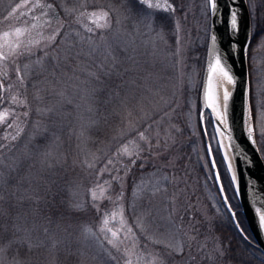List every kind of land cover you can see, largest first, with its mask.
Wrapping results in <instances>:
<instances>
[{"label": "rangeland", "instance_id": "374dc122", "mask_svg": "<svg viewBox=\"0 0 264 264\" xmlns=\"http://www.w3.org/2000/svg\"><path fill=\"white\" fill-rule=\"evenodd\" d=\"M49 1L0 0V51L8 50L3 47L4 32L10 33L8 40L11 43L20 44L18 51L31 50V56L48 45L46 38L57 32L58 28L56 32L54 29L61 22L58 10L54 12L53 7H47ZM65 1L69 4V13L74 14L72 18L77 14L83 21L86 10H91L88 18L96 32L89 42L93 50L107 43L104 28L97 25L106 23L100 17L101 10L109 11V37L113 40L108 50L112 53L117 51L120 59L125 61H118V65L123 67L120 74L112 75L120 87L112 89L109 101L123 100V103L116 114L112 113L116 125L110 128L107 141L89 139L80 122L68 128L71 130L73 127L80 134L76 136L77 145L70 163L79 170L78 179L87 184L83 188L66 187L65 193L70 191V194L64 195L65 214L70 215L73 210L78 213L82 234H78L77 242L70 246L73 256L65 259V264H128L129 261L131 264H235L229 255L230 249L227 250L235 227L217 190L204 140L197 129L199 88L209 31L208 0H160L148 3L153 5L152 8L137 0L134 5L135 0H95L103 5L96 8H92L89 0H79V4L76 0ZM166 3H171L175 11H163ZM18 4L22 6L16 8ZM157 4L160 8L155 7ZM247 4L251 23L256 21V26H252L254 35L248 50L250 102L256 140L264 158V117L261 115L264 113V0H248ZM13 8H16L15 12H12ZM92 12L97 16H92ZM88 18L83 21L87 27L90 26ZM17 27L24 33L20 37L11 35ZM105 52L102 49L100 64L105 62ZM20 58L21 55H13L6 61L0 60V84L3 85L0 88L1 142L21 128L19 119L23 111H18L23 105V100L19 99L22 77L17 72L22 64ZM66 95L69 100L73 99L70 88ZM164 107H167L165 113ZM150 110L159 115L152 130L141 128L147 137L141 140L137 125L151 115L148 113ZM15 111L18 113L16 117ZM106 114L111 115L110 112ZM75 116L80 117L81 114L76 111ZM176 116L182 119L179 128L173 131L172 126H163V122ZM56 124L53 135L57 134V137L67 127V121L57 118ZM205 127L225 193L240 227L247 233L223 158L217 143L212 140L215 135L208 117ZM17 141L13 140L11 144L19 143ZM32 145L35 146L34 143ZM29 147H24L25 153L11 157L10 161L19 163L21 155L29 156L36 146L34 149ZM45 147L44 153H41L43 148L35 153V157L40 154L39 158L27 162V169H33L30 175L34 178L33 184L44 173L51 175L44 170L47 162L64 160L65 166H58L56 171L61 178V172H65L69 165L63 157L65 151L61 141ZM46 152L51 153L47 161ZM77 156L82 159L78 160ZM132 160H136L140 170L131 164ZM8 162L4 160L5 164ZM6 171L8 169H5L7 180L10 175ZM136 173L138 181L133 182ZM20 176L16 174L10 178V190L15 182L21 180ZM113 176L120 179L113 180ZM105 219L107 225L104 224ZM69 223L66 221L56 227H76L74 224L68 227ZM108 229L116 231L117 237L113 238ZM227 230L233 232L227 234ZM69 233L70 229L65 235L68 241L58 244L66 242L68 246ZM48 239L51 238L44 237V242L47 243ZM109 240H113L116 247ZM50 244L52 247L54 242ZM221 250L224 251L223 256L220 255ZM259 257L261 259L255 264H264V258Z\"/></svg>", "mask_w": 264, "mask_h": 264}, {"label": "trees", "instance_id": "16d2710c", "mask_svg": "<svg viewBox=\"0 0 264 264\" xmlns=\"http://www.w3.org/2000/svg\"><path fill=\"white\" fill-rule=\"evenodd\" d=\"M118 2V0H116ZM52 5L54 12L58 10V15L61 18V22L59 23V26L55 27L58 28L59 34L56 36L55 44L58 45V49L62 50L66 47H72L75 46L76 50H83L86 54L92 52V55L85 59L84 63L89 64L90 61H94L96 65L100 64V54L102 49L106 50V52L103 54L104 60L111 61L113 57L117 58L119 62H125L123 59H120V56L118 55L117 51H114L113 53L108 50L109 45L112 42L111 36L109 37V27L104 28L105 31V37L107 39V43L104 47L100 48V45L97 46L96 50L93 52V47L91 44H89L92 37L95 35V28H93L92 21H90V18L88 16L90 15V11L86 10V13L83 16V21H86L89 23V27L85 25V23L82 21V19L79 18V15L75 16V18H72L74 14H70L68 11L69 4L65 0H51L49 1ZM90 5L92 8H96L98 6H102L100 3H96L95 0H89ZM76 3L79 4V0H76ZM136 3V0L133 1V5ZM137 4V3H136ZM81 10V4L79 5ZM88 6V5H86ZM67 11H66V10ZM86 9V8H85ZM78 13V12H77ZM74 21V22H73ZM56 20L54 21V23ZM107 23H110L111 20L106 21ZM105 23V22H104ZM103 23V24H104ZM88 28H91L93 31L89 32L87 31ZM99 32H97V36H99ZM44 51H49L48 47L41 48L39 51L35 53V55L31 56L28 51H22L25 54L21 55L20 60H22V64L19 68V72L21 75V79H23V83L21 86V90L19 92V99L23 100V105L19 107V111L21 112V118L19 119L20 127L18 131H14L12 133V136H16L17 133H19V136L17 137L19 143L11 144V138L8 140L5 139L4 141H0V144H6L8 145L7 148L0 147V159H4L5 157L7 159H4L5 161L11 160V157H14L15 155L24 154L25 149L24 147L30 146L29 148L33 150L31 154L27 157L21 155L20 156V168L18 169V175L21 177H31V173L33 172V169H27V162L32 161L33 159L39 158L40 154L35 157V153L38 154L45 152L46 147L49 144L58 141H61V144L64 147V158L67 163V168L65 172H61L63 177H67L69 184L66 187L72 186V187H79L83 188L85 184H87L86 181H82L78 179L79 170L76 168H73L70 159L72 158L74 154V146L77 145V139L76 136H80V134H77L72 127L71 130L68 128L72 126V124H75L77 122H80V127L84 130L85 136H87L91 140H100L103 139L105 141L110 128L116 125L114 123V114H116L115 111L119 110L122 106L120 104L123 103V100H115V101H109L108 95L112 91V89L119 88V83H115L113 80V77L110 76H104L101 77L102 83L92 82L89 86L88 93L86 94L84 91H81L79 94L74 93V89L72 87L70 88V91L72 93L73 99L70 100L66 105H63V107L60 109L61 115L57 116L55 118V123H53V120L50 119L47 115H41L39 109L46 107L47 103L50 101V97L47 96L46 92H38L36 87L34 85L38 84L39 82L43 81L45 79L46 73L43 71L45 68L48 67L49 57L56 55L55 51H49V57L44 56ZM31 56V57H30ZM40 61L37 63V61ZM102 64V63H101ZM100 64V65H101ZM122 66L118 65V70L122 69ZM50 71V69H49ZM71 74V73H69ZM81 79H86L84 75H81ZM118 79V78H117ZM120 82V80L118 81ZM91 87H96L97 91L95 93H91ZM69 88L67 90H69ZM25 95V96H24ZM40 96H44L45 100L44 102H41L39 99ZM26 97V100L23 98ZM84 97V98H82ZM28 104V105H27ZM115 107V109H114ZM171 106H169L170 109ZM150 108V107H148ZM167 108V107H166ZM163 108V112L166 109ZM91 109V110H90ZM112 110V111H111ZM76 111L81 114L80 117H76L75 113ZM171 111V109H170ZM28 112V116H24V113ZM111 113V115H107L106 113ZM114 112L113 116L112 113ZM151 115H149L146 119H143L141 123H138V132L141 131V128L145 129L146 131H150L154 128V122L157 120L156 117H158L159 113H154V111H149ZM161 113V112H160ZM165 113V112H164ZM163 113V114H164ZM18 113L15 111V117ZM66 120L67 121V127L59 129V133L64 129L62 134L60 136L56 135L54 136V128L57 125L56 120ZM168 116H166V119ZM16 118L12 119L11 123ZM181 117L176 116L172 118L170 121L163 122V126L166 128H170L172 126V130H176V127H180L181 125ZM9 125V124H8ZM113 125V126H112ZM126 125H129L127 123ZM126 125L124 128H126ZM156 126H162V125H156ZM67 128V129H66ZM40 129H45L43 134H38ZM199 133L202 136L200 126H199V120H198V127H197ZM108 131V132H107ZM56 132V130H55ZM154 133V131H153ZM152 133V134H153ZM100 135V136H99ZM109 137V136H108ZM203 137V136H202ZM32 143L35 144L32 145ZM63 150V149H62ZM57 154H59L57 152ZM78 157V156H77ZM81 158L78 157V160H81ZM64 161V160H63ZM137 163L135 164V167L139 169ZM140 170V169H139ZM6 174L9 175V171H6ZM16 172L11 173V175L8 177L7 180H10L11 177L16 176ZM139 175L136 173L133 176V182H137ZM47 175L44 173L41 178H39L35 184L42 183L43 179L46 178ZM19 178V179H20ZM146 177H144L145 179ZM140 180L142 179L140 175ZM34 180V179H33ZM150 182V181H149ZM151 183V182H150ZM12 183H9L7 188L10 190V185ZM34 184V185H35ZM71 184V185H70ZM68 188H66L67 190ZM66 192V191H65ZM70 194L69 193H64ZM64 195L60 198L64 202V206L60 209V211L65 213V199ZM71 203L74 202L72 199H70ZM11 204H15L16 201L12 200L10 201ZM75 203V202H74ZM29 205L26 202L25 208H27ZM5 208L8 209L12 215H15V210L9 208V204H5ZM102 213L103 211H99ZM43 216H48L51 218V223L47 224L48 220H41L40 223L46 225L50 229L51 233V239H48V242H44L45 234L43 232V228H41L38 232H34L35 236H33V239L36 242H39V240H43V243L39 247L33 248L30 252L28 251L27 247L20 248L19 246L13 247L11 249H8L5 253L0 254V264H17V261L20 262V264H65V259L72 258V252H70V246L74 245V242H77L76 237L81 235V228L82 225L78 222L80 220L77 218L78 213L73 210V212L70 215H64L61 217L59 214L53 216L46 206L43 207L42 213ZM31 220V217H29ZM70 222L69 224H74L76 227L72 228H66L63 229V227H56L57 224H64V222ZM30 226V225H29ZM230 226V225H229ZM53 227H55L54 230ZM231 227V226H230ZM226 228V227H225ZM70 229V235L68 236L70 238V243L67 246L68 243L63 242L62 244L56 243L55 247L52 245L50 247V242L54 241H68V239L65 237L66 231ZM232 229V228H230ZM234 235L232 236L231 240L229 241V246L227 250L230 249V258L234 261L235 264H255L256 260L261 259L259 256H261L254 247L249 245L244 239L239 235V233L234 229ZM233 231L229 232L227 230V234L232 233ZM241 242V245L240 243ZM76 249V248H74ZM237 251L238 254H235ZM78 258L80 257V250L79 254L77 255ZM83 260L82 258H80Z\"/></svg>", "mask_w": 264, "mask_h": 264}, {"label": "snow or ice", "instance_id": "6c2138e0", "mask_svg": "<svg viewBox=\"0 0 264 264\" xmlns=\"http://www.w3.org/2000/svg\"><path fill=\"white\" fill-rule=\"evenodd\" d=\"M141 3H145L146 0H140ZM213 12L217 7L216 0H208ZM22 5L18 4L16 8H20ZM47 7L51 8L52 5L48 4ZM149 8H152L153 5L148 4ZM156 8H160V5H155ZM16 8L12 9V12L16 11ZM172 10L175 11L173 5L171 3H166V6L163 8V11ZM11 15V13H9ZM92 16H97L96 12L91 13ZM231 20L230 26L233 31L237 30V13L232 11L230 13ZM100 17L108 21L109 19V11L101 10ZM7 20V17H5ZM99 28H108L109 24L106 22L104 24H98ZM87 31L92 32L91 28H88ZM23 31L17 27L14 33L16 37L22 36ZM59 34V30L55 34L50 37H47L48 45L46 47L49 48V51H55L56 55L49 57V51H44V56L49 57L48 67L43 71L46 73L45 79L38 84L34 85L38 92H46L47 96L50 97V101L47 103L46 107L39 109L41 115H47L50 119L55 123V118L61 115L60 109L63 107L64 103L70 102L68 96L66 95L67 89L72 87L74 89L75 94H79L81 91H84L86 94L88 93L89 86L92 82L102 83L101 77L104 76H112L119 75L118 70V60L113 57L111 61L106 60L101 65H96L94 61H90L89 64H85L84 61L86 58L92 55V52L85 53L83 50H76L75 46L66 47L62 50L58 49V45L54 42L56 41V36ZM10 33L4 32V45L3 47L8 49L7 51H0V60H8L10 56L13 55H24V52L18 51L20 48L19 43H11L8 40ZM213 45L216 41V36L212 35L211 37ZM39 43V41H36ZM235 47V46H233ZM93 52L95 50H92ZM29 54H31V50H29ZM208 55L212 58V61L208 63V88L211 89V79L212 74L217 73L220 77H222L223 81H226L229 85H234L235 80L233 76L230 74L226 65L221 63V57L215 52L213 47L208 48ZM40 61L38 60L37 63ZM50 69V71H49ZM19 73V69H17ZM71 73V74H69ZM81 75H84L86 79H81ZM21 83H23V79H21ZM220 87L223 85L220 84ZM0 88H3V85L0 84ZM97 91L96 87H91V93H95ZM207 104L205 109L201 111V121L204 120V112L208 109H211L213 113H215V118L212 121L214 126L215 133L224 137V139L231 140V132L229 130V119H228V108L229 101L232 93L227 89H223L222 101H223V112L219 110V106L216 103V98L209 91L207 94ZM84 98V97H82ZM39 99L41 102H44L45 97L40 96ZM15 100V97H13ZM23 103V102H21ZM91 110V109H90ZM262 117H264V113H261ZM24 116H28V112L24 113ZM253 113L252 109L249 106L247 109V117L243 116V126L247 127V139L251 143H255L253 139ZM220 125L223 126V131L221 130ZM12 127V125H9ZM45 129H40L38 134H43ZM227 133V135L225 134ZM83 135V132L81 133ZM205 135L208 136L207 128H205ZM19 136L17 133L16 136H12L11 140H16ZM139 137L141 140H146V132L141 131L139 133ZM5 139H8L5 137ZM212 140L219 144V148L223 149L224 145L219 143L216 139V136L212 137ZM131 143V141H129ZM0 147L7 148L8 145L0 144ZM229 150H231V146H229ZM45 160H48V157L51 156L50 152H46ZM208 156L211 158V168L216 169L217 165L215 162V158L213 157V146L210 143L208 146ZM4 159H7L6 157ZM4 159H0V254L5 253L8 249L19 246L20 248L27 247L30 252L33 248L41 246L43 240H39L36 242L33 239V233L38 232L41 228H43V232L46 238H51V233L49 227L40 223L41 220H48L50 224L51 218L48 216H43L42 210L43 207L46 206L49 212L55 216L59 214L61 217L65 215L64 212L60 211V209L64 206V202L60 199L65 191L66 186L69 184L67 177H59L56 174L58 166H65V162L62 160H52L47 162L45 171L51 173V175L47 176L43 179L42 183L33 184L32 177H22L20 181L14 183L11 190H9L6 185L11 183L10 180L5 179V169H8L9 175L11 173L16 172L18 174V169L20 168V164L15 161H9L7 164L4 163ZM224 162L227 164V170L229 173H232L230 179L234 186H236V194L239 195V186L237 182V175L233 172V167L231 163H228V156L224 155ZM109 164L112 163L111 160L108 161ZM131 164L135 165L136 160H132ZM90 167H94L93 165H89ZM127 167V165H125ZM101 171H104L102 169ZM113 180H119L120 177L113 176ZM215 181L220 184V192L224 197V203L227 206L228 212L231 213L232 219L235 221L236 213L233 211L232 206L230 204V200L225 193V189L223 184L221 183V177L219 172L214 176ZM160 191V189H157ZM155 194V193H154ZM122 195V193H121ZM15 200V204H11L10 201ZM28 203V207L25 208V203ZM9 204V208L15 210V215L5 208V204ZM255 212L259 219V225L261 229H264V211H262L261 207H256ZM31 217V220L29 219ZM107 219L104 220V224L107 225ZM30 225V226H29ZM68 227H71L69 224ZM236 227L239 229L240 225L237 222ZM67 231V230H65ZM111 232L113 238L117 237V232L108 229ZM129 232L132 231L131 228L128 229ZM243 234V232H242ZM70 235V233H69ZM245 239L247 237L245 236ZM61 241H54L53 246L55 247L56 243H60ZM110 244H113L114 247L116 245L113 243V240L108 241ZM220 255H224V251H220ZM17 264H20L17 261ZM131 264V261L128 262Z\"/></svg>", "mask_w": 264, "mask_h": 264}, {"label": "water", "instance_id": "95a60500", "mask_svg": "<svg viewBox=\"0 0 264 264\" xmlns=\"http://www.w3.org/2000/svg\"><path fill=\"white\" fill-rule=\"evenodd\" d=\"M216 4L217 7L215 12H213L210 4L208 3L209 32L199 90V124L204 138L208 161L211 165V158L208 156V146L210 141L209 137L205 135V115L208 113L212 122L215 118V113H213L211 109L205 111L204 120L202 122L201 111L205 109L208 102L206 94L211 91V94L216 98L219 110L223 112L222 94L223 89L227 88L232 93L228 108V131L231 132V140L218 136L215 133L213 124L212 127L217 141L224 145L223 149H220L219 144L217 143L222 158L224 155L228 156V163L232 164L233 172L237 175L239 195L236 194V186L232 184L230 179L232 173L228 172L227 164L224 162L233 191L239 202L241 212L244 215L253 240L246 236L241 227L239 229L236 227L238 222L237 219L234 221L231 213H228L230 214L234 226L242 237L245 239L246 236L247 239L245 240L259 249L264 255V229H261L258 216L255 212L256 207H261L262 211H264V160L256 142L253 120V139L255 143L248 141L246 134L247 127L246 125L243 126V116L245 118L247 117V109L249 106L251 107L250 80L247 63V48L251 38L250 12L247 0H216ZM232 11L237 13L236 31H233L230 26V13ZM212 35L216 36L214 45L211 39ZM209 47L214 48L215 52L221 57V63L227 66L230 74L235 80L234 85H229L226 81H223L219 74L213 73L211 79L212 86L211 89L208 88L207 66L208 63L212 61V58L208 55ZM220 84L223 86L220 87ZM220 127L223 131V126L220 125ZM225 134L227 135V133ZM229 146H231V150H229ZM211 171L214 178L218 168H211ZM215 184L223 205L228 211L227 206L224 203V197L220 192V184L216 181Z\"/></svg>", "mask_w": 264, "mask_h": 264}, {"label": "flooded vegetation", "instance_id": "af4514ba", "mask_svg": "<svg viewBox=\"0 0 264 264\" xmlns=\"http://www.w3.org/2000/svg\"><path fill=\"white\" fill-rule=\"evenodd\" d=\"M137 1L140 2V0H137ZM157 1H160V0H146V2L144 4H148V3H151V2L155 3ZM247 2H248V0H247ZM251 24H252L253 27H255L256 26V21H253ZM257 27H258V29H260L261 25L258 24ZM253 35H254V32H253V29H252V35H251L252 38H253ZM242 223L245 224V222H242Z\"/></svg>", "mask_w": 264, "mask_h": 264}]
</instances>
